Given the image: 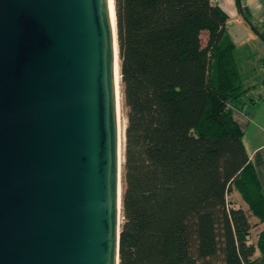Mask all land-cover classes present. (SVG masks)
Instances as JSON below:
<instances>
[{
	"label": "trees",
	"instance_id": "16d2710c",
	"mask_svg": "<svg viewBox=\"0 0 264 264\" xmlns=\"http://www.w3.org/2000/svg\"><path fill=\"white\" fill-rule=\"evenodd\" d=\"M213 3L113 0L126 123L118 264H264V196L230 109L247 89ZM231 190L262 225L254 241Z\"/></svg>",
	"mask_w": 264,
	"mask_h": 264
},
{
	"label": "water",
	"instance_id": "95a60500",
	"mask_svg": "<svg viewBox=\"0 0 264 264\" xmlns=\"http://www.w3.org/2000/svg\"><path fill=\"white\" fill-rule=\"evenodd\" d=\"M115 58L113 0H0V264H118Z\"/></svg>",
	"mask_w": 264,
	"mask_h": 264
},
{
	"label": "crops",
	"instance_id": "0c3cea01",
	"mask_svg": "<svg viewBox=\"0 0 264 264\" xmlns=\"http://www.w3.org/2000/svg\"><path fill=\"white\" fill-rule=\"evenodd\" d=\"M225 14V35L235 46L237 67L247 89L231 116L241 129V140L264 196V0H214ZM254 102V105H250ZM252 106V107H251Z\"/></svg>",
	"mask_w": 264,
	"mask_h": 264
},
{
	"label": "rangeland",
	"instance_id": "374dc122",
	"mask_svg": "<svg viewBox=\"0 0 264 264\" xmlns=\"http://www.w3.org/2000/svg\"><path fill=\"white\" fill-rule=\"evenodd\" d=\"M122 114L124 115L123 104H122ZM226 201H227V204L229 206L241 207L247 213L249 223L251 224L249 238L251 241H254L255 236H256L257 232L261 229L262 225L259 224L257 222V220L249 214V212L247 211V207H246L245 203L242 201V199L239 197V195L236 191L231 190L226 195Z\"/></svg>",
	"mask_w": 264,
	"mask_h": 264
},
{
	"label": "bare ground",
	"instance_id": "6f19581e",
	"mask_svg": "<svg viewBox=\"0 0 264 264\" xmlns=\"http://www.w3.org/2000/svg\"><path fill=\"white\" fill-rule=\"evenodd\" d=\"M111 10V19H113L112 15V5H110ZM118 62L115 58V67H114V82H115V91L117 97V126L119 132V164H121V151H122V128L124 124V115H122L121 111V95H120V83H119V76H118ZM126 124V123H125Z\"/></svg>",
	"mask_w": 264,
	"mask_h": 264
},
{
	"label": "built area",
	"instance_id": "2783aa9c",
	"mask_svg": "<svg viewBox=\"0 0 264 264\" xmlns=\"http://www.w3.org/2000/svg\"><path fill=\"white\" fill-rule=\"evenodd\" d=\"M211 2H213L214 0H210Z\"/></svg>",
	"mask_w": 264,
	"mask_h": 264
}]
</instances>
